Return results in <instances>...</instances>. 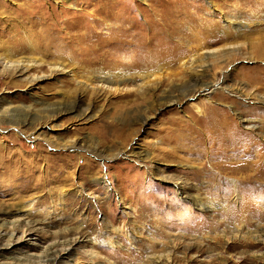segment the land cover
I'll return each mask as SVG.
<instances>
[{"label":"rangeland","instance_id":"374dc122","mask_svg":"<svg viewBox=\"0 0 264 264\" xmlns=\"http://www.w3.org/2000/svg\"><path fill=\"white\" fill-rule=\"evenodd\" d=\"M39 31L55 36L50 50H42ZM61 43L67 50L53 52ZM4 48L47 59L26 72L41 77L31 83L0 74V104L29 106L8 116L0 108V245L11 240L7 252L76 239L70 259L77 264L92 263L88 249L92 264H157V257L159 264H264V101L251 94L264 97V0H0ZM166 48L179 52V62L164 52L152 58ZM204 49L230 50L210 65L219 84L182 96ZM5 61L1 71L11 68ZM60 61L64 72L53 74L48 62ZM97 71L124 76L108 83ZM238 89L243 95L232 92ZM166 93L177 100L165 102ZM208 97L209 111L257 143L254 153L227 147L216 155V127L196 120ZM56 107L44 127L30 123L28 113ZM239 117L258 129L245 131ZM25 204L38 228L16 241L14 217L4 211Z\"/></svg>","mask_w":264,"mask_h":264},{"label":"bare ground","instance_id":"6f19581e","mask_svg":"<svg viewBox=\"0 0 264 264\" xmlns=\"http://www.w3.org/2000/svg\"><path fill=\"white\" fill-rule=\"evenodd\" d=\"M175 4L179 8H184L186 6V4L184 2H180V3L179 2H175ZM173 14H174V12H172L170 17L167 18L168 21H167V23H165V25H168V23H171V18L174 16ZM40 20H37V21L34 20L33 21L34 25H42L43 23H41ZM224 20L226 22L225 24L231 23L230 20L227 19V18H225ZM237 27H239V26H237ZM113 29H115V28H113ZM54 34H55V32H54ZM56 36H58V35L56 34ZM37 38H38V41H41L42 45L44 46V48H42V50L43 49L50 50L49 47L55 41V36L52 33L45 34V32L44 33L43 32L40 33V31H39L38 34H37ZM59 44H56V46L53 49L55 51H53V52H56V51L62 52L63 50H67V48L69 47L66 44L62 45L63 43H61V45H59ZM227 45L229 46V44H227ZM32 46H33V44H32ZM187 46H188V44H187ZM212 49H214V48H212ZM212 49H210V50H212ZM32 50H34V49H32ZM40 50H38V51L41 52ZM176 50H178V49H176ZM161 52H164V56H166V57L169 56L171 62H175V61L179 62V60L182 58V57L179 56L180 55L179 52L178 53H175L173 51L170 52V50H168V48L163 49V50H157L152 55V58H155ZM229 53H230V50H225V51H223V52H221L219 54H213L211 51H207L206 52V50H205V55H203V56H200L198 58L195 57L194 59L191 56L192 59H193V61H192L193 69L189 68V69H192L191 71H189L190 72L189 81L187 80L189 82V85H188L189 88H188V91L185 90V92L187 91L186 93H182V96H184V95L188 96L189 95V96L193 97L196 94V92L197 93H200L201 91H205V93L211 92L213 90L212 88L215 85L219 84V82L216 83L215 79L214 80L211 79V75H210L211 67H210V65L213 62L214 63L224 62L228 58ZM147 57L151 58V55L147 56ZM0 58H1V60H6L5 62H7V63L8 62L12 63V64L10 63L11 64V68L10 69L7 68V67H3L4 69H3V71L0 70V74H5L8 77H13L14 76L15 78H17L16 80H19V81L27 80V83H31V82L41 78L40 76H37V75L36 76H31V77L27 76V75L24 76L26 74V72L29 70V68H31L32 66L41 65L42 63H44L47 60V59L45 60V58H43V57H37V56L35 57L33 55L17 56V55H15L14 52L11 51V48L10 49L9 48H4L0 52ZM188 61H189L190 66H191V60L189 59ZM48 63L53 64V66H51V68H50V69H52L51 72H53V74H56L58 72H64V68L66 67L64 65L65 63H63L62 61H60V62H48ZM186 63H188V62H186ZM69 71L72 72L73 75H71V76L74 77L75 74L73 73V70L69 69ZM97 72L99 74V77H98L99 80L100 81H107L108 83L109 82H113V80L115 78L124 76V74L121 73V72H117V73L105 72V71L104 72L103 71H97ZM154 73H156V72H152L151 74L149 72V78H150L149 80H150V82L152 81L151 80V77H152L151 75H154ZM146 78L147 77H145V80L148 83V80ZM87 81H90V77H88V76H87L85 82H87ZM142 82H143V78H142ZM152 82H154V80ZM137 85H140V84H137ZM222 85L223 84L221 83L220 87H222ZM141 89H143V88L141 87ZM223 89H226V87L223 86ZM232 92L235 93L236 96L243 95V93H244L243 90H240V89H238L236 91L232 90ZM237 92H240V93L237 94ZM251 94H253L259 101H264V97H259V95H257L256 93L255 94L251 93ZM176 98H177V96L174 97V94H172V93H166L164 95V101L165 102H175L177 100ZM3 101H1V102H3ZM210 102H211V100L208 97V102L205 104L204 107L202 106L203 107L202 109L199 108V107H196V111H198V113L201 114V115H199L196 118V120H201L200 118H203V119L207 118V119H209V125L210 126L214 125L216 127V129H217V139H218V142L220 143V144H218V146H217L218 148L217 149H221V152L219 151L216 155H218V157L223 155L224 152H225V149L227 147L229 149H232V150L240 149V150H238L240 152H242L241 150L243 148H247V150H248L247 154L254 153L252 149H257L258 148L257 143L255 144V143H252V142L251 143L245 142L244 141L245 138H242V136L243 135L244 136L248 135V133H245V132L243 133V132L236 131V129H235V125L236 124L235 123H233V122L231 123L230 121H228V119H225V118L220 119V115L216 111H209L208 109H209V103ZM4 104H0L1 112H2V114L4 116H8L10 110L14 111V110H17L18 108L19 109L28 108L26 110H29V106H25V105L11 108L9 105L7 107H4ZM55 109H57V110H55ZM53 110L49 111V113H50L49 115H38V114H33V113L30 114V113H28L29 117L31 118L30 123H32V125H34L35 127H38L41 123H43V125H45V123L50 118H52L54 116V114L56 112H58V110L60 112L61 109H58L56 107ZM12 112L10 111V113H12ZM83 113H84V115L88 113L87 108H86V110H84ZM4 119H5V117H4ZM239 119L243 123V125H244L243 127H244L245 131H251L252 132L253 130H257L258 129V125L256 123H254V120L252 118L239 117ZM43 125L41 124V126H43ZM210 143L213 144L212 147H209V150L212 151V149L216 145H214L213 142H210ZM222 147L224 149L223 151H222ZM251 150H252V152H251ZM179 183L180 182L176 181L177 185H179ZM30 210H31V204H25V205H21L20 207H10L9 209H6V211H4V214L6 216L14 217V218H12L10 220L9 223L12 224V228L15 229V231L18 228L17 230L20 232V235L16 238V241H21V240L24 241L25 240V236L32 235L34 233L35 229L38 228V227H35L36 226L35 222H31V220L29 221L27 219V217L30 216ZM9 236H10V238H12V241H13V238L15 237L14 233L12 232ZM53 236L57 237V238H61V237L64 236V234H60L59 235V234L55 233ZM85 241H87V240H85ZM77 242H76V239H63V240H57V241L54 240V241H51V242L47 243V245L45 247H41V251L40 252L29 253L27 250H24L21 247H16L13 250H10V252H7L10 248H12L11 240L10 241L8 240L7 243L0 245V257H5V255H7V254H10V256H11L10 259L12 261H10V262H2L3 264H77V262H75L72 259H70L71 250H75L74 247H75ZM30 244L31 245H36L35 243H30ZM85 254L89 256V258H90L89 260L92 261V263H93V260H95L94 259L95 258V251H93L92 249H88ZM259 255H261L262 262L264 263V251L260 252ZM62 259H64L65 262L64 261L62 262L61 261ZM165 259H168V257L166 256ZM153 262L159 264V263H161V259H159L157 257V258H155L153 260Z\"/></svg>","mask_w":264,"mask_h":264}]
</instances>
